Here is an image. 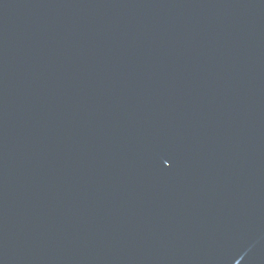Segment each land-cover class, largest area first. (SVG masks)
Wrapping results in <instances>:
<instances>
[{
    "label": "water",
    "instance_id": "95a60500",
    "mask_svg": "<svg viewBox=\"0 0 264 264\" xmlns=\"http://www.w3.org/2000/svg\"><path fill=\"white\" fill-rule=\"evenodd\" d=\"M0 264H264V0H0Z\"/></svg>",
    "mask_w": 264,
    "mask_h": 264
}]
</instances>
